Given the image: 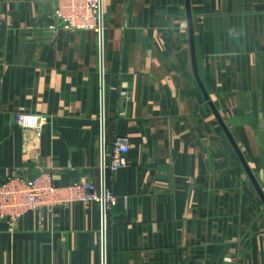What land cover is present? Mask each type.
<instances>
[{"label":"crops","instance_id":"crops-1","mask_svg":"<svg viewBox=\"0 0 264 264\" xmlns=\"http://www.w3.org/2000/svg\"><path fill=\"white\" fill-rule=\"evenodd\" d=\"M54 0H0V183L13 169L58 184H102L119 135L128 162L107 170L106 264H264V0H103L100 38L56 32ZM33 32H43L35 36ZM45 117L40 139L18 114ZM96 201L0 218V264H103Z\"/></svg>","mask_w":264,"mask_h":264},{"label":"built area","instance_id":"built-area-1","mask_svg":"<svg viewBox=\"0 0 264 264\" xmlns=\"http://www.w3.org/2000/svg\"><path fill=\"white\" fill-rule=\"evenodd\" d=\"M101 7V0H54L50 13L53 20L46 18L44 24L53 32L63 27L69 30L91 29L99 35ZM18 121L22 127L35 130V144H37L42 134L45 117L33 113H20ZM129 150V136H117L110 153V160L106 161L105 157V172L125 166L128 162ZM78 201L98 202L102 208V217L105 211L107 220V213L116 203V197L107 183L103 188L101 182L86 177L68 184H58L50 170L28 175L13 169L0 183V218L2 219L15 221L30 210L43 208L53 210Z\"/></svg>","mask_w":264,"mask_h":264},{"label":"water","instance_id":"water-1","mask_svg":"<svg viewBox=\"0 0 264 264\" xmlns=\"http://www.w3.org/2000/svg\"><path fill=\"white\" fill-rule=\"evenodd\" d=\"M101 29H100V34H99V38H100V69H101V86H102V130H103V136H104V124H105V119H104V99H103V95H104V54H103V50H104V15H103V0H101ZM186 9H187V16H188V24H189V32H190V42H191V51H192V59H193V67H194V72L196 75V78L204 92V95L206 97L207 100H209V95L208 92L206 91L199 73H198V69L196 66V54H195V45H194V28H193V18H192V13H191V6H190V0H186ZM32 35L35 36H40L43 35V32H33ZM209 104L212 107L213 112L215 113L218 121L220 122V124L222 125V127L224 128L226 134L228 135L229 139L231 140L235 150L237 151L240 159L242 160L245 169L247 170V172L249 173V175L251 176V178L254 180L255 184H256V188L258 189L259 193L261 194L263 201H264V195L262 194L260 187L258 185V183L256 182V180L254 179L253 175H252V170L250 169V167L247 164V161L245 160L244 156L242 155L239 147L237 146V144L235 143V140L233 138V136L231 135L230 131L228 130L224 120L222 119V117L220 116L217 108L214 106L213 102L209 100ZM102 187L104 188L105 183H106V172H105V146H104V141H103V160H102ZM102 250H103V264H106V213L105 211H103V225H102Z\"/></svg>","mask_w":264,"mask_h":264}]
</instances>
